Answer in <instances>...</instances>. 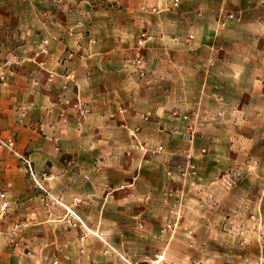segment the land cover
Masks as SVG:
<instances>
[{"label":"crops","instance_id":"1","mask_svg":"<svg viewBox=\"0 0 264 264\" xmlns=\"http://www.w3.org/2000/svg\"><path fill=\"white\" fill-rule=\"evenodd\" d=\"M173 2H50L46 12L54 19L41 21L28 56L37 61L27 59L28 64L13 73L8 87L0 89V134L16 146H23L37 171L45 169L51 175L56 196L70 204L74 198L82 199L77 207L79 214L90 225L99 226L101 237L118 255L134 258L132 264H145L147 258L159 252L160 244L152 234L168 220L171 202L162 197L167 187L184 192L183 223L193 229L189 227L191 234L181 236L186 238L187 246L171 240L162 251L168 258L166 264H236V259L249 263V252L228 246L223 231L236 236L246 215L264 203V136L238 138L231 131L240 123L236 115L240 109L231 105V98L250 95L249 111L264 113L263 59L260 57L262 62L258 63V57L248 52L252 47L247 41L254 26L264 28V0H178L177 6ZM220 8L239 14L241 21L220 27ZM70 30L72 36L67 35ZM142 34L148 38L143 62L133 66L130 61ZM45 38L50 39L49 50L54 58L37 56L38 45ZM262 42L261 46L255 42L252 45L264 51V38ZM69 52H73L72 58H68ZM209 58H213L210 68L206 65ZM47 70L54 72L52 82L48 81ZM141 70L144 76L139 75ZM16 78L19 86L14 85ZM215 96L222 101L216 102ZM77 99L89 109L84 117L67 110ZM197 105L202 114L222 112L220 120L199 125L205 138L197 139L194 152L206 146L212 154L197 158L198 179H168L166 171L173 172L182 158L167 153L143 157L133 152L124 156L130 142L128 129L136 127L151 147L162 145L166 151H173L176 145L180 148L182 141L170 131L183 130L188 124L168 115L174 110L190 113ZM63 111H68L66 123L60 117ZM146 111H151L152 117L141 122L138 113ZM163 126L165 131L161 130ZM118 144H124L118 149L133 161L131 172L121 167L110 170L108 161ZM245 158L256 160L258 165L243 170L239 183L232 186L219 179L232 160ZM0 173L8 183L12 177L27 182L22 169L4 168ZM115 174L121 178L115 181L117 186L112 183ZM135 176L132 188L117 189ZM33 192L25 184L15 193L25 206L40 203L31 196ZM36 227L29 230V242L41 245L37 250H28L26 257L32 264H45L40 259L53 251L52 240L53 244L62 242L72 233L50 231L48 237L45 227ZM88 242L85 264H126L114 254H103L104 247L93 236ZM71 254L75 262L80 261L76 247H72Z\"/></svg>","mask_w":264,"mask_h":264},{"label":"rangeland","instance_id":"2","mask_svg":"<svg viewBox=\"0 0 264 264\" xmlns=\"http://www.w3.org/2000/svg\"><path fill=\"white\" fill-rule=\"evenodd\" d=\"M46 1L0 0V72H4L6 82L5 85L0 84V89L7 88L12 81L13 73L19 71L28 64V61L21 63V60H33L34 57L29 58L28 56L32 53L36 43L39 25L41 21L48 20L42 17V13L46 12V7L51 2ZM53 19L52 17L49 18V20ZM255 21H257V19ZM248 36L249 38H247V41L249 42V46L252 47L248 52L250 51V53H253L252 55L254 57H258V63L262 62L260 59H263L262 68L264 70V51L252 45V43L255 42L258 46H261L260 44L263 43L262 38H264V28L256 25ZM48 41L50 43L49 38ZM69 53L73 54V52ZM69 53L67 55L68 58H72L74 55L70 57ZM14 57L18 59V64L14 62ZM34 59L37 61V58ZM259 66L262 65L259 64ZM14 80V85L19 86L20 81H18L17 78ZM249 99L251 100L250 95L246 94L243 96L240 94L237 97L231 98V105L238 106L240 109L236 114L240 123L231 131L237 133L238 138H261L264 136V113L258 112L255 109L253 112L249 111L252 109ZM67 110L73 111L78 115L71 106H68ZM67 112L68 111L65 113L64 111L62 112L66 118H68ZM222 131L226 132V130H221V132ZM119 146L123 147L124 144L115 145L114 149L116 150L113 153V157L111 156L112 158L110 157L108 161L110 170L112 171L115 168L121 167L131 172L134 168L133 161L124 157L126 156V149L125 155L123 156V152L118 149ZM9 148L15 153L11 152ZM172 148L173 151L178 150L177 145ZM21 157H26L30 160L32 168L37 175L38 183L43 189L29 179ZM126 162H128V164ZM46 165L48 164H45L44 168ZM4 168L14 170L22 169L25 171V181L27 182H20L17 180L18 177H12L8 178L10 181V183H8L6 182L7 178L0 173V196L4 194V198L0 197V264H32L29 262L30 260L27 259L26 254L31 248L37 250L41 244L39 243L40 245H37L36 243L33 246L30 245L33 242H29V237L32 236L29 230H34L37 228L36 226L38 224L45 227V231H43L48 237L50 231H54L60 235L72 233L71 238L64 239L62 242L56 241L55 238L56 242L53 244L52 240L51 248L53 251H51V254L47 256V258L44 257V259H40L41 262L45 264H53V261L56 259L59 260L61 264H85L87 260H83V255L86 249L88 250L90 248L88 244L89 236L96 238L104 247L103 254H114L126 262V264H132L134 258L118 255L116 249L111 246L107 240L101 237L99 226L90 225L88 219L83 218V216H81L82 214H79L77 207L83 203L82 199L74 198L70 204L56 196L51 188V182L53 181L51 175L47 174L45 169L37 171L35 163L23 146H16L15 142L9 141L6 136L0 134V171ZM43 175L45 178H43ZM120 179L121 178L115 174L112 183L117 186L118 183L115 181H119ZM25 184H28L32 191H34L31 196L38 198L40 201L39 204L31 202L23 206L20 203L19 194L15 192L21 191ZM10 191H14V194ZM252 214L256 215L259 221L253 223L249 222L246 215V220L244 219L243 222L244 227L238 225L240 229L245 230L246 243L243 246L239 245L235 233L229 235V231H226L227 233L223 231L225 243L228 244V246L230 244L234 250H245L249 252V259L251 262L249 260V263H243L241 260L236 259V264H264V203L258 205ZM183 219L184 209L182 208V219L176 229L168 228L166 222L158 226V229L152 234L155 235L152 239L159 242V252L151 258H147L145 264H166L168 258L162 251L166 249L171 240L178 242L179 245L187 246L186 238L184 240L181 236L187 231H192L193 226L183 223ZM121 227L131 230L133 228L132 225H122ZM162 230H165V232H162ZM190 243L193 244L192 240ZM72 247H76L80 255V258H77L78 261L80 260L79 262H75L76 260H74L71 254ZM206 248L208 249L207 244Z\"/></svg>","mask_w":264,"mask_h":264},{"label":"built area","instance_id":"3","mask_svg":"<svg viewBox=\"0 0 264 264\" xmlns=\"http://www.w3.org/2000/svg\"><path fill=\"white\" fill-rule=\"evenodd\" d=\"M51 1L53 3H57L58 0H47ZM178 0H174L173 6H177ZM143 10H146L143 8ZM155 9H151V12H155ZM42 17L49 19L52 17V15L48 12L42 13ZM241 16L235 12L228 11L224 8H220L218 11V20L217 23L220 27L225 26L229 22H240ZM67 35L72 36L73 30L68 31ZM190 39H192V36H190ZM148 40L147 37H145L144 34H142L136 42V46L134 49V56L130 61V64L133 66H140L143 62V55L142 52L145 49V43ZM89 42H93L90 40ZM220 50V49H218ZM217 51V50H215ZM37 56H47L48 58H53L54 55L49 50V41L48 39H43L40 41L38 45V51ZM69 56L72 57L73 54L69 53ZM14 62L17 63L18 59L16 57L13 58ZM27 60H21V63H24ZM18 64V63H17ZM42 67L44 66V63H41ZM206 65L208 68L213 66V58H209L206 62ZM48 81L52 82L54 77V72L48 71ZM140 76H144L143 71L141 70L139 72ZM0 84L5 85V78H4V72H0ZM214 99L216 102H221L222 98L220 96H215ZM71 108L75 110V112L78 114L79 117L86 116L89 114V110L86 107L85 103L81 99H77L75 103L71 105ZM119 113H122V111H119ZM114 114H110V118H114ZM61 120L63 122L67 121V118L64 116V113L60 114ZM152 117L151 111L146 112H140L138 113V119L141 122H148L149 119ZM222 117V112L217 111L215 112L214 116L209 114H202L200 105H197L196 109L194 111H191L190 113H180L178 111H172L168 118H171L173 120H181L188 124L183 130H178L177 128H173L170 131V134H176L179 136L180 140L182 141L183 145L178 148L177 151H166L162 145H158L155 147H151L147 144V141L140 136V128H132L128 129V134L130 137V142L127 145L126 148V155H131L133 152H139L142 154L143 157L145 156H153L158 155L161 153H167L172 157H178L182 158V163L177 164L174 167V171H166L165 175L170 180H175L178 178L180 182H186L190 179H198L199 178V167L197 165V158L198 157H204L209 154H212L209 149L206 146H203L199 148L198 153L196 154L194 152L195 144L197 139H204L205 135L201 133L198 128L199 125L208 124L211 122H216L217 120H220ZM104 118V116H102ZM161 130L165 131L166 128L163 126L161 127ZM11 152H14L11 148H9ZM15 153V152H14ZM21 160L23 162V165L25 167V171L29 177V179L37 184L41 189H43L37 179V175L35 171L32 168V164L30 160L26 157H21ZM258 165V162L256 160H253L251 158H245L242 160H232L220 173L219 179H222L224 182H226L229 185H236L239 183L243 178V170H253ZM43 178L45 176L43 175ZM137 176L133 177L131 181L120 184L117 189L118 190H124V189H130L134 186L136 182ZM1 198H4V194H1ZM162 197L164 201L171 202L168 210H167V216L168 220L166 221V224L168 228L176 229L178 225L181 222L182 219V207H183V199H184V192L179 189L178 187H167L162 191ZM209 199H212V196H209ZM140 216H138L139 218ZM247 219L249 222H257L259 219L254 214H249L247 216ZM140 228H142V225H138ZM241 227H244V223L240 224ZM162 232H165V230H162ZM245 230L240 229L238 233L236 234V237L238 239L239 245L243 246L246 243V236L244 234ZM188 234H191L190 231H187ZM53 264H61L59 260H54Z\"/></svg>","mask_w":264,"mask_h":264}]
</instances>
